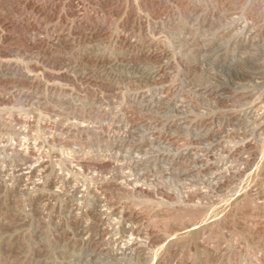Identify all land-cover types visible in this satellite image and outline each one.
<instances>
[{
    "label": "rangeland",
    "instance_id": "374dc122",
    "mask_svg": "<svg viewBox=\"0 0 264 264\" xmlns=\"http://www.w3.org/2000/svg\"><path fill=\"white\" fill-rule=\"evenodd\" d=\"M263 135L264 0H0V264H264Z\"/></svg>",
    "mask_w": 264,
    "mask_h": 264
},
{
    "label": "bare ground",
    "instance_id": "6f19581e",
    "mask_svg": "<svg viewBox=\"0 0 264 264\" xmlns=\"http://www.w3.org/2000/svg\"><path fill=\"white\" fill-rule=\"evenodd\" d=\"M214 9V8H213ZM93 34V33H92ZM126 43V42H125ZM263 50V49H262ZM255 111V110H254ZM257 114H259V113H257L256 112V116H257ZM263 119V118H262ZM261 121V120H260ZM263 122V121H262ZM262 124V123H261ZM263 125V124H262ZM261 126V125H260ZM82 127V126H81ZM88 128V127H87ZM83 129V128H82ZM263 129V128H262ZM68 132H70V131H68ZM84 132V131H83ZM85 132H87V131H85ZM84 132V133H85ZM81 133V132H80ZM91 133V132H90ZM93 133V132H92ZM80 135V134H79ZM81 135H82V133H81ZM202 135V134H201ZM203 137V136H202ZM201 137V140L203 139ZM263 137H264V135H263ZM205 138V137H204ZM200 139V138H199ZM260 139V138H259ZM263 139V138H262ZM198 141H200V140H198ZM201 142V141H200ZM260 142V141H259ZM263 143H264V141H262ZM244 143H246V142H244ZM244 145V144H243ZM261 145V144H260ZM246 146H248V145H246ZM256 147V146H255ZM32 148V147H31ZM6 149V148H5ZM250 149V148H249ZM253 150V149H252ZM262 150V149H261ZM260 150V151H261ZM33 151V150H32ZM32 153V152H31ZM13 154V153H12ZM212 155V154H211ZM262 155V154H261ZM199 156V155H198ZM215 156V155H214ZM37 157V156H36ZM200 157V156H199ZM262 157V156H261ZM11 158H13V159H15V161L16 160H20V161H23L24 163L25 162H29L32 158L25 152V151H23V149L21 150V151H15L14 152V154L11 156ZM201 158V157H200ZM210 158V157H209ZM254 158H256V157H254ZM253 158V159H254ZM263 158V157H262ZM243 159H245V160H250V157H248L247 156V159L246 158H243ZM260 159V158H259ZM264 159V158H263ZM69 160V159H68ZM221 160V159H220ZM33 161V160H32ZM198 161V160H197ZM264 161V160H263ZM31 162V161H30ZM34 162V161H33ZM38 162V161H37ZM36 162V163H37ZM41 162V161H40ZM215 162V161H214ZM245 162V161H244ZM243 162V163H244ZM250 162V161H249ZM248 162V163H249ZM260 162H261V159H260ZM17 163V162H16ZM20 163V162H19ZM32 163V162H31ZM43 163V162H42ZM41 163V164H42ZM46 163V162H45ZM219 163H221V161L219 162ZM262 163V162H261ZM29 164V163H28ZM27 164V165H28ZM33 164V163H32ZM31 164V165H32ZM35 164V163H34ZM40 163L39 164H37L36 166L35 165H29V166H27V165H24V166H27L26 168H20V172H22L21 174H20V176H25V175H30L31 173H32V175L33 174H35V170H37V168L39 169V168H43L42 167V165H41ZM214 164V163H213ZM222 164V163H221ZM253 164V163H252ZM251 164V165H252ZM223 165V164H222ZM245 165V164H244ZM248 165V164H247ZM250 165V166H251ZM254 165V164H253ZM263 165V164H262ZM261 165V166H262ZM22 166V165H21ZM217 166V165H216ZM259 166V165H258ZM258 166H254L255 168H256V170H257V167ZM261 166L260 167H258V168H260L261 169ZM264 166V165H263ZM23 167V166H22ZM242 168H243V166H241ZM249 167V166H248ZM44 168H46V167H44ZM43 168V169H44ZM203 168L205 169V168H207V166L205 165V166H203ZM203 168H200L201 170L203 169ZM227 168V167H226ZM241 168V169H242ZM73 169V168H72ZM200 169H198V170H200ZM221 169V168H220ZM219 169V170H220ZM230 169V168H229ZM229 169H227V170H229ZM231 169H232V167H231ZM260 169H259V171H260ZM263 169V168H262ZM46 170V169H45ZM197 170V171H198ZM213 170V169H212ZM226 170V169H225ZM237 170V169H236ZM51 171V170H50ZM223 171H224V169H223ZM235 171V170H234ZM263 171H264V169H263ZM19 172V171H18ZM34 172V173H33ZM39 172H40V169H39ZM52 172V171H51ZM59 172V171H58ZM222 172V171H221ZM228 173H229V171H227ZM231 172V171H230ZM233 172V171H232ZM262 172V171H261ZM47 173V172H46ZM202 173V172H201ZM211 173V172H210ZM260 173V172H259ZM40 174V173H39ZM57 174V173H56ZM59 174H61V173H59ZM204 174V173H203ZM217 174V173H216ZM219 174H222V173H220L219 172ZM224 174V173H223ZM223 174H222V176H220V179L219 180H221L222 178L221 177H223ZM225 174H227V173H225ZM257 174H258V172H257ZM200 175V174H199ZM218 175V174H217ZM240 175H241V173H238V172H234L233 173V176H232V180L233 179H236L237 178V181L240 179L239 177H240ZM259 176H260V174H258ZM262 175V174H261ZM39 176V175H38ZM264 176V175H263ZM34 177V176H33ZM65 177V176H64ZM227 177V176H226ZM258 177V176H257ZM70 178V177H69ZM224 178V177H223ZM239 178V179H238ZM64 179H66V178H64ZM213 179V178H212ZM227 179H229V178H227ZM226 179V180H227ZM26 180V179H25ZM24 180V181H25ZM214 180V185H215V178L213 179ZM241 180H242V178H241ZM263 180V179H262ZM62 181H63V179H62ZM66 181V180H65ZM218 180H216V182H217ZM234 181V180H233ZM236 181V180H235ZM32 182V181H31ZM67 182V181H66ZM102 182V181H101ZM100 182V183H101ZM109 182V181H108ZM122 182V181H121ZM210 182H212V181H210ZM220 182V181H219ZM228 182V181H227ZM230 182V181H229ZM228 182V183H229ZM232 182V181H231ZM15 183V182H14ZM17 183V182H16ZM15 183V184H16ZM64 183V182H63ZM104 183V182H103ZM221 183V182H220ZM227 183V184H228ZM14 184V185H15ZM19 184V183H18ZM70 184V183H69ZM121 184V183H120ZM26 185V184H25ZM49 185V184H48ZM71 185V184H70ZM100 185V184H99ZM213 185V186H214ZM21 186V185H20ZM98 186V185H97ZM216 186H218V184L216 185ZM249 186V185H248ZM34 187V186H33ZM247 187V186H246ZM245 187V188H246ZM29 188V187H28ZM87 188V187H86ZM105 188V187H104ZM127 188V187H126ZM218 188V187H217ZM245 188L243 189V190H245ZM259 188V187H258ZM20 189V188H19ZM22 189H26V188H22ZM31 188H29V189H27V190H30ZM42 189V188H41ZM85 189V188H84ZM117 189V188H116ZM122 189H123V187H122ZM215 189V188H214ZM262 189V188H261ZM98 190V189H97ZM120 190V189H119ZM125 190V189H124ZM127 190H128V188H127ZM130 190H131V188H130ZM137 190V189H136ZM135 190V191H136ZM243 190H242V192H243ZM249 190H250V188H249ZM25 191V190H24ZM78 191V190H77ZM148 191V190H147ZM221 191V190H220ZM26 192V191H25ZM73 192V191H72ZM132 192V191H131ZM134 192V191H133ZM27 193H28V191H27ZM26 193V194H27ZM38 193V192H37ZM40 193V192H39ZM55 193V192H54ZM244 193V192H243ZM92 194V193H91ZM135 194V193H134ZM31 195V194H30ZM41 195V194H40ZM56 195V194H55ZM69 195V194H68ZM74 195V194H73ZM62 196V195H61ZM79 196V195H78ZM202 196V195H201ZM251 196V194H250V192H248V190L246 189V191H245V193L244 194H242V196H241V199L240 200H235L233 203H234V206H236L237 204H239L240 203V208L238 209V210H240V214H241V217H242V220H243V225L245 226H243L244 227V230L247 232H250L251 234H253V233H257V225L259 224V222H258V219H259V216H260V213H262V214H264V205H262V206H254L255 205V198L253 199L252 197H250ZM204 197V196H203ZM259 196H257V198H258ZM29 198H31V197H29ZM34 198V197H33ZM84 198V197H83ZM89 198V197H88ZM92 198V197H91ZM202 198V197H201ZM70 199V198H69ZM170 199V198H169ZM261 199V198H260ZM67 200V199H66ZM86 200V199H85ZM185 200V199H184ZM212 200V199H211ZM210 200V201H211ZM214 200V199H213ZM218 200V199H217ZM257 200H259V199H257ZM88 201V200H87ZM86 201V202H87ZM215 201V200H214ZM190 203V202H189ZM188 203V204H189ZM243 203H246L245 204V206L246 207H244L243 205ZM210 204V203H209ZM218 204H219V202H218ZM229 204V203H228ZM257 204V203H256ZM258 204H260V203H258ZM197 205V204H196ZM200 205V204H199ZM204 205H206V204H204ZM211 205H212V203H211ZM229 205H231V204H229ZM229 205H228V207H229ZM183 206V205H182ZM189 206V205H188ZM225 206V205H224ZM76 207H79V205L78 206H76ZM184 207H185V205H184ZM198 207V206H197ZM196 207V208H197ZM200 207V206H199ZM219 207V206H218ZM221 208H222V206H220ZM92 208V207H91ZM201 208H203V205L201 206ZM205 208V207H204ZM204 208H203V210H204ZM212 208V207H211ZM214 208V207H213ZM213 208H212V210H213ZM220 208V209H221ZM226 208H227V206H226ZM78 208H76V210H77ZM84 209H86L85 207H84ZM127 209V208H126ZM134 209V208H133ZM175 209V208H174ZM184 209V208H183ZM186 209V208H185ZM206 209H207V207H206ZM230 209V208H229ZM187 210V209H186ZM195 210V209H194ZM202 209H201V211H203ZM222 210V209H221ZM224 210V209H223ZM227 210V209H226ZM231 210H233V208L231 209ZM89 211V210H88ZM95 211V210H94ZM102 211V210H101ZM130 211V210H129ZM132 211V210H131ZM174 211V210H173ZM176 211V210H175ZM200 210H198V208L196 209V212H194V213H196L195 215L194 214H192L194 217H201V215L203 214L202 212H201ZM216 211H218V208H217V210ZM220 211V210H219ZM230 211V210H229ZM74 212V211H73ZM72 212V213H73ZM85 212V210H83V209H81V208H79L78 210H77V212H74L75 214H73L74 215V217L75 218H79L80 216H81V213H84ZM150 212V211H149ZM170 212V211H169ZM171 212H172V210H171ZM170 212V213H171ZM222 212H224V211H222ZM228 212V211H227ZM233 212V211H232ZM237 212V211H236ZM97 213V212H96ZM175 213V212H174ZM187 213V212H186ZM210 213V212H209ZM219 213V212H218ZM228 213H230V212H228ZM235 213V212H234ZM233 213V214H234ZM104 214V213H103ZM123 214V213H122ZM215 213H213V215H214ZM224 214H227V213H224ZM231 214V213H230ZM240 214H239V217H240ZM87 215V214H86ZM98 215V216H97ZM95 214V216L99 219V220H101L100 218H101V215H99V214ZM126 215V214H125ZM128 215L129 216H134V215H136L135 214V212H134V214H133V211L131 212V213H128ZM228 215V214H227ZM148 216V215H147ZM230 216V215H229ZM121 217V216H120ZM134 217H137V216H134ZM145 217V216H144ZM172 217H173V213H172ZM171 217V218H172ZM183 217V216H182ZM192 217V216H191ZM244 217H246V218H244ZM263 217V216H262ZM95 218V217H94ZM129 218V217H128ZM171 218H169V219H171ZM176 218H179V217H176ZM233 218H235V217H233ZM131 219V218H130ZM134 219V218H133ZM136 219V218H135ZM134 219V220H135ZM185 219V218H184ZM236 219V218H235ZM238 219V218H237ZM174 220H176V219H174ZM229 220H231V218H229ZM80 221V220H79ZM123 221V220H122ZM125 221H127V220H125ZM129 221V220H128ZM146 221V220H145ZM130 222V221H129ZM128 222V223H129ZM230 222V221H229ZM235 222V221H234ZM244 222H249V223H253V226H248V223H244ZM116 224H117V222H115ZM114 223V224H115ZM131 223V222H130ZM129 223V224H130ZM150 223V222H149ZM228 223V222H227ZM264 223V222H263ZM119 224V223H118ZM231 224V223H230ZM241 224V223H240ZM108 225V224H107ZM133 225V224H132ZM135 225H137V224H135ZM86 226V225H85ZM130 226V225H129ZM229 226V225H228ZM231 226V225H230ZM263 226V225H262ZM128 227V226H127ZM238 227H239V225H238ZM260 227V226H259ZM81 228H82V226H81ZM101 228V227H100ZM126 228V227H125ZM242 228V227H241ZM85 229V228H84ZM99 229V228H98ZM157 229V228H156ZM155 229V230H156ZM160 229V228H159ZM102 230V229H101ZM116 230V229H115ZM131 230V229H130ZM134 230V229H133ZM147 230V229H146ZM146 230H144V231H146ZM149 230V229H148ZM155 230H153V231H150V233H149V235H148V237H149V239H147V240H154V238H156L157 236L155 235ZM239 230V229H238ZM108 231V230H107ZM218 231V230H217ZM143 232V231H142ZM147 232V231H146ZM162 232V231H161ZM160 232V233H161ZM245 232V233H246ZM262 232V231H261ZM108 233V232H107ZM131 233V232H130ZM139 233V232H138ZM194 233V232H193ZM197 233H198V231H197ZM196 233V234H197ZM200 233V232H199ZM198 233V234H199ZM260 232H258L257 234H259ZM100 234V233H99ZM104 234V233H103ZM247 234V233H246ZM200 235V234H199ZM199 235H197V236H199ZM145 236V235H144ZM254 236V235H253ZM259 236V235H258ZM143 237V236H142ZM200 237V236H199ZM201 237H202V233H201ZM222 237V236H221ZM251 237V236H250ZM139 238V237H138ZM146 238V237H145ZM158 238V237H157ZM161 239V238H160ZM202 239V238H201ZM205 239V238H204ZM221 239V238H220ZM252 239V238H251ZM152 240V241H153ZM158 240V239H157ZM162 240V239H161ZM261 240V239H260ZM139 241V240H138ZM149 241H147V242H149ZM199 241V240H198ZM200 241H202V240H200ZM205 241V240H204ZM137 242V241H136ZM135 242V239H133V237L132 238H130V240L124 245L125 247H124V249L122 250L123 251V253H124V255L123 256H127V257H129L130 258V260H131V258H133V257H137V256H139V257H141V256H147V255H149V253L147 254V253H145V251H143L142 249H141V246H139V244H138V242L136 243ZM141 242V241H140ZM146 242V241H145ZM153 243V242H152ZM155 243V242H154ZM262 243H263V239H262ZM141 244V243H140ZM146 244V243H145ZM202 245V244H201ZM206 246V245H205ZM145 247V246H144ZM147 247V246H146ZM211 247V246H210ZM198 248V247H197ZM196 248V249H197ZM119 249V248H118ZM144 249H146V248H144ZM205 250V249H204ZM119 251V250H118ZM200 251V250H199ZM205 252V251H204ZM203 252V253H204ZM206 252H208V251H206ZM216 252V251H215ZM207 254V253H206ZM121 255H122V253H121ZM120 255V256H121ZM126 257V258H127ZM128 258V259H129ZM142 259H143V257H141ZM145 258V257H144ZM147 258V257H146ZM145 258V259H146ZM125 259V258H124Z\"/></svg>",
    "mask_w": 264,
    "mask_h": 264
}]
</instances>
